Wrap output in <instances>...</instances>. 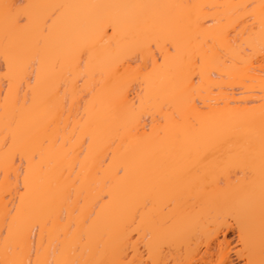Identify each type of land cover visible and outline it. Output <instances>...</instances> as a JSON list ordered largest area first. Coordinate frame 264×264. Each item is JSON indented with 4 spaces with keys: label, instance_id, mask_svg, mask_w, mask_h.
I'll return each instance as SVG.
<instances>
[{
    "label": "snow or ice",
    "instance_id": "snow-or-ice-1",
    "mask_svg": "<svg viewBox=\"0 0 264 264\" xmlns=\"http://www.w3.org/2000/svg\"><path fill=\"white\" fill-rule=\"evenodd\" d=\"M0 264H264V0H0Z\"/></svg>",
    "mask_w": 264,
    "mask_h": 264
},
{
    "label": "bare ground",
    "instance_id": "bare-ground-1",
    "mask_svg": "<svg viewBox=\"0 0 264 264\" xmlns=\"http://www.w3.org/2000/svg\"><path fill=\"white\" fill-rule=\"evenodd\" d=\"M75 2H100V3H106V2H117V0H75ZM239 259V257H237Z\"/></svg>",
    "mask_w": 264,
    "mask_h": 264
}]
</instances>
